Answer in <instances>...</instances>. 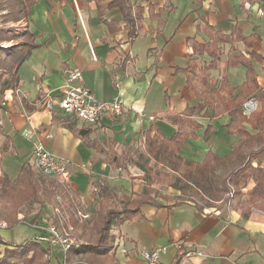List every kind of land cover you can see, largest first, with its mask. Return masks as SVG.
<instances>
[{
    "label": "crops",
    "instance_id": "crops-1",
    "mask_svg": "<svg viewBox=\"0 0 264 264\" xmlns=\"http://www.w3.org/2000/svg\"><path fill=\"white\" fill-rule=\"evenodd\" d=\"M132 1L138 29L134 38L129 36L120 10L108 8L107 2H102L106 21L94 0L86 4L79 0H37L29 22L43 44L33 49L21 66L19 86L6 90L2 99L0 146L7 140L8 151L0 153V163L4 153H14L23 161L31 159L38 140L59 157L86 163V171L76 172L66 181L68 189L78 196L82 211H99L97 181H108L110 188L118 185L122 196L146 193L150 185L142 170H136L139 165H130L135 169L133 178L120 175L112 153L138 146L148 129H159L171 137L178 125L169 116L183 115L188 107L206 100L216 104L214 87L224 84L234 88L233 98H257L258 110L264 101V96H259L262 91L264 94V0ZM109 21H116L120 28L110 29ZM44 47L56 53L58 64L53 65ZM37 62L44 68L37 70ZM25 68L32 73L31 78L24 75ZM68 68L82 71L86 86L98 99L121 96L126 105L124 115L86 125L59 110L45 109L39 98L43 92L63 89ZM220 94L227 95L224 91ZM192 118L200 126L196 136L184 143L183 157L202 162L213 152L231 154L226 163L235 168L250 157L254 165L264 166L263 140L238 145L240 137L227 128L228 112ZM29 127L39 130L34 141L23 135ZM246 127L252 134L261 129L249 123ZM81 128L91 132L83 137L78 134ZM1 173L11 178L4 168ZM159 190L151 196L160 205L145 203L140 207L141 216L113 225L112 248L95 263L146 264L143 250L167 246L160 263L174 264L180 252L177 244L191 252L182 264H264V210L255 209L245 216L240 209L222 208L204 197L195 201L185 194L186 199H179L184 196L180 189Z\"/></svg>",
    "mask_w": 264,
    "mask_h": 264
},
{
    "label": "trees",
    "instance_id": "trees-1",
    "mask_svg": "<svg viewBox=\"0 0 264 264\" xmlns=\"http://www.w3.org/2000/svg\"><path fill=\"white\" fill-rule=\"evenodd\" d=\"M37 0H0V8L4 10V16L6 22H20L25 20L29 22L30 15L32 13L33 6ZM82 4H86L92 0H79ZM98 5L100 16L103 20L105 9L102 2H107L108 8H118L122 13L124 20L126 21V27L128 29L129 36L134 38L138 29L136 26L137 15L133 14V1L132 0H94ZM140 10H138V13ZM107 21V20H106ZM110 29L118 30L116 21H109ZM15 27L10 25L6 27L0 26V111L3 107L2 99L6 90L16 89L20 82V68L23 63L30 57L33 49L40 47L43 43L38 41L40 35H37L29 26L22 30L21 33L15 31ZM11 43L9 46L3 43ZM219 58L217 54L213 60L214 62ZM214 92H218V101L216 104L209 100L200 103L195 107H188L183 115L175 114L169 116V119L178 125V130L171 136L167 137L159 129L153 132L152 129H148L143 132L142 144H144L146 152L153 157L157 162L166 164L173 169L179 163H184L187 168L186 176H182L188 183L176 184L175 186L181 189L184 193L189 189L190 184L195 186L197 190L207 195L210 200H221L224 191H228V187L218 186L212 180V173L210 164L212 161L216 163H226L232 156H219L213 152H209L202 162H194L186 159L181 155V150L184 143L190 138L196 136V130L200 124L197 120L192 118L193 115L204 116H218L224 112H228L230 116V122L227 124L228 131L231 134H236L240 137L238 145L251 140L260 139L263 140L264 150V101L262 100V108L252 113L250 117L243 113V103L246 100L242 95H238L235 98L234 88L224 87V84L214 87ZM221 91L226 92L227 95L220 94ZM263 95V91L259 93V96ZM258 96V97H259ZM208 109H212V113L208 112ZM246 123L251 124L253 128H261L256 134H252L246 127ZM74 128V127H72ZM210 126H208V129ZM2 129L1 117H0V130ZM207 129V130H208ZM91 132V129L81 128L78 134L86 136ZM8 138V136H7ZM260 150V151H261ZM259 152V151H258ZM257 152V153H258ZM1 153V151H0ZM255 153V154H257ZM253 157H250L245 164L234 169L228 176L230 183L239 184L246 183L250 179L254 180V187L251 189L250 194H258L264 192V166L253 164ZM114 162H117L116 157H113ZM33 165L31 159L24 160L20 171L16 178H10L6 173L0 174V193H9L12 191H18V193L31 190L32 193L38 195L40 186L38 179L35 176V172L32 169ZM118 166V163H117ZM195 173L202 172V175H195ZM209 171L208 174H204ZM182 180V179H181ZM180 180V181H181ZM226 180V179H225ZM224 180V183L227 181ZM98 194L101 197L100 209L97 211L95 225L98 226L97 239L95 242H88L76 247H73L68 252V259L71 255H86L87 259L92 261L93 258H102L111 250V231L114 224H122L127 220H132L142 215L140 210L141 205L145 203H152L160 205L156 198L150 194L144 193L140 196L133 197V194H123L119 205L111 204V188L110 183L106 180L97 181ZM66 186V185H65ZM67 187V186H66ZM68 188V187H67ZM152 191L150 186L147 191ZM229 192V191H228ZM207 193V194H206ZM159 194V192H157ZM178 198V197H177ZM179 199H186L181 195ZM19 204V199L16 201ZM21 221L16 222L15 224ZM12 224V225H15ZM9 225V226H12ZM0 243L5 244V248L0 251V264H51V257L45 258L47 254V248H45L38 235L33 239H27L20 244L8 243L0 237ZM40 252V254H39ZM186 249L181 248L177 254V260L174 264H182V260L186 256ZM48 256V255H47Z\"/></svg>",
    "mask_w": 264,
    "mask_h": 264
},
{
    "label": "rangeland",
    "instance_id": "rangeland-1",
    "mask_svg": "<svg viewBox=\"0 0 264 264\" xmlns=\"http://www.w3.org/2000/svg\"><path fill=\"white\" fill-rule=\"evenodd\" d=\"M5 20L4 10L0 8V26L6 27L12 25L15 27L16 32L21 33L27 25L24 19L20 22L11 21L8 23ZM28 24L31 26L30 22H28ZM11 43L14 42H10V44ZM3 44L6 46L10 45L6 42ZM43 50L47 55L49 54L50 61L53 62V65L55 63L58 64L57 55L52 51L51 47H44ZM36 65L37 70L40 66L41 68H44V65L40 62H37ZM24 66H26V63ZM31 74L30 70L25 68L24 75L30 76L31 78ZM97 95L100 97V89H97ZM104 134L107 133L105 132ZM6 141L7 140H5L0 146L1 152L4 150L8 151ZM4 155L0 167L4 168L9 173L11 178H16L24 161L14 153H4ZM113 155L117 159L116 165L118 163L117 168H120V175H127L128 177L130 176V178H133L132 174L135 169L130 165L135 163L139 165L136 170H138V172L142 170L141 175L147 181V185H155L154 187L151 186L153 188L152 191H147V189L144 190L147 194H157V192L160 191L159 188L161 191H167L168 188L177 190L179 188L175 186L176 184L188 183L187 180L182 178V176H186V171L190 170L187 168V165L179 163L178 165H175L176 167L173 169L166 164L164 165L157 162L146 152L142 141L138 146H130L121 148V150H115L112 153V156ZM31 166L40 186L38 195L36 196L31 190L20 193H18L17 190L15 192L4 193L3 191V193H0V237L8 243L20 244L27 239H33L34 236L38 235L41 239L42 245L48 249L45 258H48L50 255L51 264H97L94 262L97 258L92 257L93 260L89 261V259H87L88 256L86 255H71L68 259V253L63 254L60 249L54 246L51 247L46 241H44L45 236H43L44 234L42 230L36 225L43 227L55 225L61 232L72 226L73 229L70 230V232L73 235L72 237L75 238L77 246L88 242H95L97 239L96 232L99 226L95 225L97 211H82L78 196L73 193L71 189H68L55 177L44 175L36 167L33 165ZM209 169L213 171L212 180L215 184H218V186L223 187L224 189L225 187H228L229 192L224 191L221 200H210L208 197H205L210 195L209 193H206L207 195H205L197 190L192 184L188 185L189 189L186 193L180 189L182 194H187L189 197L194 198L195 201H202V198L204 197L207 201H211L212 204L222 208L230 206L232 208L240 209L245 216H249L255 209L264 210V192L253 195L250 194L252 191L251 189L255 185L253 179H250L245 187V184L243 183H230L228 175L236 168L227 163L219 164L212 161ZM195 172L196 171H194L195 175H202V172ZM204 174H208V177H210L209 171ZM224 180L227 182L224 183ZM118 187V185L115 188L111 187V193H113L112 203L114 205H118L122 197V190ZM17 199H19V204L16 203ZM82 214H88V217H84ZM18 221L21 222L15 224ZM5 246V244L0 243V251L3 250Z\"/></svg>",
    "mask_w": 264,
    "mask_h": 264
},
{
    "label": "built area",
    "instance_id": "built-area-1",
    "mask_svg": "<svg viewBox=\"0 0 264 264\" xmlns=\"http://www.w3.org/2000/svg\"><path fill=\"white\" fill-rule=\"evenodd\" d=\"M68 74L67 82L58 93H53L51 90L43 92L39 98V103L48 111L52 112L59 110L77 120H80L86 125H97L106 118H117L123 116L126 111L124 99L121 96H116L112 100H100L96 97L94 91L86 86L83 73L78 68L66 69ZM243 113L246 116L252 115L259 108V100L255 97L246 99L242 105ZM38 129L34 127L25 128L23 135L27 139L34 141L38 137ZM51 136V135H49ZM31 161L44 175L55 177L60 183L66 185L71 176L79 171H86L87 164L81 162H73L68 159L57 156L52 152L43 141L35 142ZM88 217V214H82ZM38 226L44 237V241L49 246H54L60 249L63 254H66L77 242L70 230L65 229L59 231L55 225ZM61 232V233H60ZM175 246L182 248L181 245ZM167 246H160L153 249L142 251V256L146 264H161V255L166 252ZM187 251V250H186ZM191 255L190 251L186 252V256Z\"/></svg>",
    "mask_w": 264,
    "mask_h": 264
},
{
    "label": "bare ground",
    "instance_id": "bare-ground-1",
    "mask_svg": "<svg viewBox=\"0 0 264 264\" xmlns=\"http://www.w3.org/2000/svg\"><path fill=\"white\" fill-rule=\"evenodd\" d=\"M10 44V43H9Z\"/></svg>",
    "mask_w": 264,
    "mask_h": 264
}]
</instances>
